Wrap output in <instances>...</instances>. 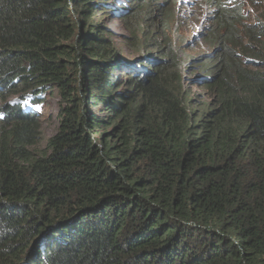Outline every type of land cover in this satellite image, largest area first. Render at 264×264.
<instances>
[{
	"label": "trees",
	"instance_id": "trees-1",
	"mask_svg": "<svg viewBox=\"0 0 264 264\" xmlns=\"http://www.w3.org/2000/svg\"><path fill=\"white\" fill-rule=\"evenodd\" d=\"M203 1V52L131 61L105 0H0V264H264V0ZM174 4L118 13L153 45ZM48 89L66 104L40 146Z\"/></svg>",
	"mask_w": 264,
	"mask_h": 264
},
{
	"label": "rangeland",
	"instance_id": "rangeland-1",
	"mask_svg": "<svg viewBox=\"0 0 264 264\" xmlns=\"http://www.w3.org/2000/svg\"><path fill=\"white\" fill-rule=\"evenodd\" d=\"M105 1L107 12L100 15L96 14L95 21L101 22L109 30L107 36L113 40L116 50L123 59L135 61L138 59L144 60L153 58L151 56L158 52L156 48L158 43L167 45L168 40H171L176 47L181 46L185 50L187 46H189V42L197 40V47L186 50L189 56L199 54L207 48L201 39L203 31L206 30L208 24L206 19L207 9L203 0H172L175 2L174 16L172 17L171 26L167 29L161 26L157 31L163 16L159 10L148 13L149 16L147 18L146 29L152 30V33L155 32V37L158 39V42H155L153 45H150L148 42V33H146L147 35H142L140 33L143 30V28H141L144 23L143 19H140V21L132 19L131 21L134 22L133 25L131 21L124 20V15H121L122 13H118V11H121L119 7H123V4L128 3V0ZM168 6L169 4L164 5L165 8ZM253 7L254 5L251 2L249 10L252 9L253 11ZM257 10L258 9L254 7V11L256 12ZM250 22L254 23L252 18ZM153 41L152 39L151 42ZM116 76L125 77L126 74L119 70ZM81 92L83 94L85 93L84 91ZM191 92L194 94L200 92V90L196 86H193ZM65 104L66 102L59 93L50 89L43 93L42 102L36 106L37 113L40 116L42 131V142L40 146L48 145L49 138L58 133L62 124L61 113ZM99 107L100 106H96L92 108L91 106L90 109L98 111ZM90 130L91 128H88L92 142L99 144V136L96 135V132Z\"/></svg>",
	"mask_w": 264,
	"mask_h": 264
},
{
	"label": "water",
	"instance_id": "water-1",
	"mask_svg": "<svg viewBox=\"0 0 264 264\" xmlns=\"http://www.w3.org/2000/svg\"><path fill=\"white\" fill-rule=\"evenodd\" d=\"M46 233H47V231L43 232V233L37 238V241H39L40 239H42V238L45 236Z\"/></svg>",
	"mask_w": 264,
	"mask_h": 264
}]
</instances>
